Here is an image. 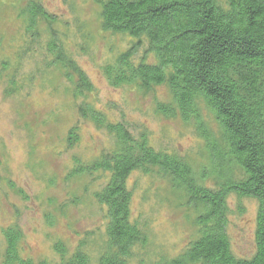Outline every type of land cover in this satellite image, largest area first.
<instances>
[{"label":"trees","instance_id":"16d2710c","mask_svg":"<svg viewBox=\"0 0 264 264\" xmlns=\"http://www.w3.org/2000/svg\"><path fill=\"white\" fill-rule=\"evenodd\" d=\"M26 12L29 31L38 16L45 23L54 21L34 1ZM100 28L132 39L103 69L111 85H135L146 92L166 86L171 100L159 104L157 112L166 118L179 116L194 127L209 152V170L196 175L186 160L154 149L145 133L134 137L126 124L110 122L80 101L78 118L114 139L111 150L88 164L72 157L66 177L107 174L105 185L93 194L106 210L104 245L93 258L84 240L72 253L56 241L52 250L58 261L34 262L21 255V232L9 226L2 231L0 263L131 264L135 249L144 250L149 242L145 227L130 218L132 197L126 179L135 170L156 168L172 191L186 196L197 234L177 256L153 264H264V0H102ZM48 51L70 82L75 76V98L93 92L86 74L58 42L51 41ZM205 110L217 124L218 135L208 126ZM77 130V125L68 130L66 148L78 142ZM205 175L219 180L215 187L201 183ZM229 194L257 202L254 251L249 257L236 256L230 248Z\"/></svg>","mask_w":264,"mask_h":264},{"label":"rangeland","instance_id":"374dc122","mask_svg":"<svg viewBox=\"0 0 264 264\" xmlns=\"http://www.w3.org/2000/svg\"><path fill=\"white\" fill-rule=\"evenodd\" d=\"M33 1L54 21L45 23L38 16L29 31L26 8ZM101 1L0 0V262L2 231L9 226L21 232V255L34 262L58 261L52 250L56 241L72 253L84 240L93 258L104 245L106 210L93 194L105 185L107 174L66 177L72 157L88 164L111 150L114 139L91 121L78 118L80 101L108 121L126 124L134 137L145 133L154 149L186 160L196 175L209 170V152L194 127L179 116L166 118L157 112L159 104L171 100L166 86L147 92L135 85L112 86L104 75V67L114 63L132 39L101 30ZM51 41L58 42L86 74L93 92L73 96L75 76L73 84L67 71L54 62L48 51ZM203 114L218 135L213 118L206 110ZM73 125L79 139L69 149L65 137ZM201 181L215 187L219 180L208 175ZM126 187L132 197L130 218L145 227L149 242L144 250L135 249L131 264L177 256L197 234L186 196L172 191L156 168L133 171ZM227 206L230 248L236 256L249 257L254 251L257 202L229 194Z\"/></svg>","mask_w":264,"mask_h":264}]
</instances>
